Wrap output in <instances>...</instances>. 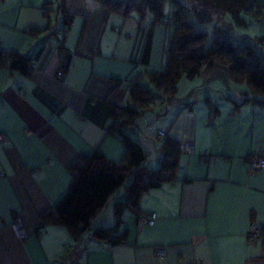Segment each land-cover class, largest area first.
<instances>
[{
    "label": "crops",
    "instance_id": "obj_1",
    "mask_svg": "<svg viewBox=\"0 0 264 264\" xmlns=\"http://www.w3.org/2000/svg\"><path fill=\"white\" fill-rule=\"evenodd\" d=\"M56 2L0 1V50L36 61L30 75L0 65V264H264V241L250 243L245 236L253 223L264 228V169L248 174L245 165L249 155H264V95L256 96L259 103L243 100L239 108L232 106L247 89L245 97L254 96L249 88L235 87L218 98L224 101L219 107L240 112V121H193L179 117L180 107L159 125L161 142L190 141L193 152H181L174 180L141 196L138 213H155L153 224L140 226L135 214L125 210L118 228L126 233L123 242L91 238L93 228L114 224L112 205L121 190L76 238L64 227L39 228V214L56 203L72 180L69 163L96 148L108 159L122 157L121 143L105 135V127L113 107L129 103L123 80L111 74L117 67L113 56L101 52L99 37L109 13L99 7L84 17L73 40L70 24L64 37L70 64L56 76L59 55L53 36L48 37L51 23L40 8H55ZM66 8L72 22L74 15H82L68 8V0ZM46 26V31L29 32ZM217 66H209L205 77L229 79ZM208 97L205 103L211 106ZM127 128L135 133L136 119ZM161 142L153 144L157 159ZM17 217L29 234L25 240L10 227ZM160 246L165 248L162 259L154 253Z\"/></svg>",
    "mask_w": 264,
    "mask_h": 264
},
{
    "label": "trees",
    "instance_id": "obj_2",
    "mask_svg": "<svg viewBox=\"0 0 264 264\" xmlns=\"http://www.w3.org/2000/svg\"><path fill=\"white\" fill-rule=\"evenodd\" d=\"M106 13H115L128 17L131 12L137 18L143 19L146 12L153 15L152 25L164 24L169 32L166 34L164 62L159 69L147 74L149 85H144L133 79L128 81L127 89L129 103L113 107L110 123L105 127V135L116 138L123 147L122 157L111 160L96 148L90 154H82L67 165L72 180L63 195L55 204L39 214V228L45 226H60L66 228L73 238L80 235L81 227L88 226L90 220L107 203L110 196L118 190L122 195L113 202L112 226H97L90 232L92 239L118 244L125 240L126 233L118 232L122 224L125 210L134 213L138 218L139 200L148 190L162 183L175 179L179 156L178 145L172 140L164 139L160 148L162 157L156 168L143 166L146 156L140 143L130 137L124 130L135 123V119L154 99L150 85L166 94L171 99L181 76L193 78L201 67H209L215 63L227 66L229 78L234 82H245L253 97L243 100L260 102L256 96L264 95V56L247 43H236L232 35L223 29L214 27V36L210 45L205 44L207 33L199 29V24L207 22L210 16L202 5L209 3L215 11L227 12L232 18L238 19L241 10L249 9L264 17V3L259 0H93ZM201 1V2H200ZM199 2V3H198ZM47 23H51V13L62 16L61 25L57 31H52L48 37H56L55 43L59 55V70L65 71L69 64L71 53L64 45V37L72 22L73 14L66 8V0H57L56 7H40ZM167 8V12L164 9ZM194 18V19H193ZM264 19L258 22L264 24ZM48 30L31 29L29 32L39 33ZM151 29L148 30V35ZM259 40H264L260 37ZM150 38L146 39L141 62L149 60ZM36 65L35 57H28L18 52L0 50V65L10 70H17L30 75V64ZM141 77L136 72L133 78ZM39 99L50 106V100L39 95ZM240 104V103H239ZM238 105V104H237Z\"/></svg>",
    "mask_w": 264,
    "mask_h": 264
},
{
    "label": "rangeland",
    "instance_id": "obj_3",
    "mask_svg": "<svg viewBox=\"0 0 264 264\" xmlns=\"http://www.w3.org/2000/svg\"><path fill=\"white\" fill-rule=\"evenodd\" d=\"M182 1L186 3H196V0ZM198 5H202L206 13L210 16L207 22H203L198 26L200 30L207 33L205 40L206 45H210L212 37L214 36L213 28L216 26L232 35L236 43L250 44L258 53L264 56V40H259L261 36L264 37V24L258 22L261 18L264 19L261 14H255L249 9H244L239 12L238 19L236 20L227 12L222 13L221 11H215L209 3H199L197 6ZM68 8L73 12L81 10L82 14L74 15L75 20L71 23L72 30L70 29L69 38L73 40L74 36L76 35V39L79 34L84 17L94 12L98 8V4L93 0H68ZM166 9L167 8L164 9L165 13L167 12ZM51 19V28L53 30L50 29L49 33L54 31L56 24L61 25L62 22L61 15L57 12L51 13ZM152 20L153 15L150 12H146L143 19L137 18V14L131 12L128 17L109 13L104 21L105 29L99 37L101 52H103L102 54L113 56L114 60L112 61H115L117 67L111 71V74L123 80L126 88L128 87V81H132L133 79L141 84L149 85L147 74L152 70L159 69L164 62L163 52L165 49L166 34L169 30H167L164 24L152 25ZM149 29H151V31L148 35ZM147 38H150L149 60L147 64H143L142 62L140 63L139 57L142 55ZM53 40L54 43L57 42L56 37H53ZM69 42L70 41H68V43ZM215 64L218 65L216 68L217 70L227 71L226 64ZM207 68L208 67H201L200 73L193 78L181 76L177 81L176 91L169 100L166 98L164 92L158 91L150 85L151 92L155 94L154 99L144 109L142 112L143 115L136 118L138 128H133L135 129V133H132L134 131L131 132L128 128L124 130L132 139L140 143L146 156L142 164L143 166L152 169L157 167L159 159H157V152L153 144L157 147L161 139L157 138L155 133L157 130L163 131L159 125L163 124L164 121H169L173 115L175 116L180 107L184 109H181L183 113H180L179 117L181 115H186L187 117L189 116V118L192 117L191 120L193 121H240V112L236 113L231 111V109L227 110L219 107H223L222 104L224 101L222 99L218 100V98L220 96H226V92L235 89V87L247 89V84L245 82L230 81V78L229 80L228 78H223V76H216L215 78L208 79L205 77ZM136 72L141 73V77L133 78ZM246 91V94H242L237 102L232 101L233 108L236 109L240 107L237 104L241 103L243 98L249 95L248 89ZM190 93V100L186 102L185 98ZM208 95L212 100L211 106L205 103ZM184 104H188V106L184 107ZM217 109H220V112L216 111ZM141 125L142 127H140ZM134 134L137 136L139 135L138 138ZM119 191H121L120 188L113 192L108 202L99 212L105 209L107 204L115 198L116 193ZM99 212H97L96 215H98Z\"/></svg>",
    "mask_w": 264,
    "mask_h": 264
},
{
    "label": "built area",
    "instance_id": "obj_4",
    "mask_svg": "<svg viewBox=\"0 0 264 264\" xmlns=\"http://www.w3.org/2000/svg\"><path fill=\"white\" fill-rule=\"evenodd\" d=\"M35 66L36 65H34V63L30 64V68H31L29 70L30 73H32L35 70ZM56 76L61 77L62 76L61 71H57ZM163 135H164L163 131L157 130L156 132L157 137H162ZM178 148L180 152L192 153L193 143L190 141L179 143ZM207 156H208V152L203 153L202 155L199 156V161L203 162ZM245 165L248 174H255L257 172H260L262 169H264V155L260 153H253L249 155L247 158H245ZM155 218H156V214L150 213L148 215H141L138 218L137 222L140 226L151 225L153 224ZM10 227L14 235L18 239L25 240L29 237V234L25 230L23 222L19 217L14 219V221L10 224ZM245 236L247 241L250 243H255L260 240L264 241V228H261L253 223ZM154 253L157 258L162 259L165 256V248L162 246L156 247L154 249Z\"/></svg>",
    "mask_w": 264,
    "mask_h": 264
}]
</instances>
